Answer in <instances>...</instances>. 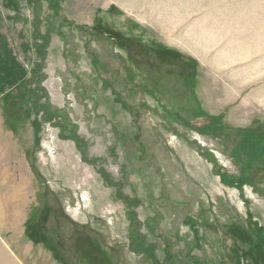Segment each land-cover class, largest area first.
<instances>
[{"label": "rangeland", "instance_id": "374dc122", "mask_svg": "<svg viewBox=\"0 0 264 264\" xmlns=\"http://www.w3.org/2000/svg\"><path fill=\"white\" fill-rule=\"evenodd\" d=\"M0 264H264V0H0Z\"/></svg>", "mask_w": 264, "mask_h": 264}]
</instances>
